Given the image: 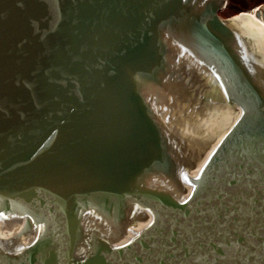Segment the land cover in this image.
Listing matches in <instances>:
<instances>
[{
  "label": "water",
  "instance_id": "1",
  "mask_svg": "<svg viewBox=\"0 0 264 264\" xmlns=\"http://www.w3.org/2000/svg\"><path fill=\"white\" fill-rule=\"evenodd\" d=\"M0 0V264H264V2Z\"/></svg>",
  "mask_w": 264,
  "mask_h": 264
},
{
  "label": "rangeland",
  "instance_id": "2",
  "mask_svg": "<svg viewBox=\"0 0 264 264\" xmlns=\"http://www.w3.org/2000/svg\"><path fill=\"white\" fill-rule=\"evenodd\" d=\"M263 2L264 0H229V4L223 11V15L230 16L241 12H247Z\"/></svg>",
  "mask_w": 264,
  "mask_h": 264
},
{
  "label": "bare ground",
  "instance_id": "3",
  "mask_svg": "<svg viewBox=\"0 0 264 264\" xmlns=\"http://www.w3.org/2000/svg\"><path fill=\"white\" fill-rule=\"evenodd\" d=\"M255 9H256V7L254 9L250 10V11H247L246 13L254 16Z\"/></svg>",
  "mask_w": 264,
  "mask_h": 264
}]
</instances>
